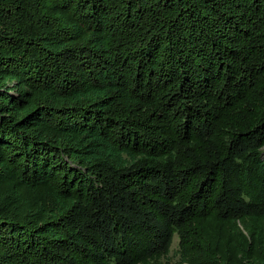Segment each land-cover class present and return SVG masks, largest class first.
I'll return each instance as SVG.
<instances>
[{
  "label": "trees",
  "instance_id": "trees-1",
  "mask_svg": "<svg viewBox=\"0 0 264 264\" xmlns=\"http://www.w3.org/2000/svg\"><path fill=\"white\" fill-rule=\"evenodd\" d=\"M264 264V0H0V264Z\"/></svg>",
  "mask_w": 264,
  "mask_h": 264
},
{
  "label": "rangeland",
  "instance_id": "rangeland-1",
  "mask_svg": "<svg viewBox=\"0 0 264 264\" xmlns=\"http://www.w3.org/2000/svg\"><path fill=\"white\" fill-rule=\"evenodd\" d=\"M179 248V236L178 234H175L173 238V243L171 246V251L168 254V256L165 257V260H169L171 264H178L180 261V255L178 253Z\"/></svg>",
  "mask_w": 264,
  "mask_h": 264
}]
</instances>
